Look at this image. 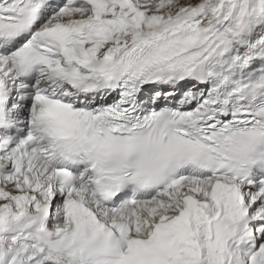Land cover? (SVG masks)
Returning <instances> with one entry per match:
<instances>
[{"label": "snow or ice", "instance_id": "6c2138e0", "mask_svg": "<svg viewBox=\"0 0 264 264\" xmlns=\"http://www.w3.org/2000/svg\"><path fill=\"white\" fill-rule=\"evenodd\" d=\"M0 264H264V0H0Z\"/></svg>", "mask_w": 264, "mask_h": 264}]
</instances>
